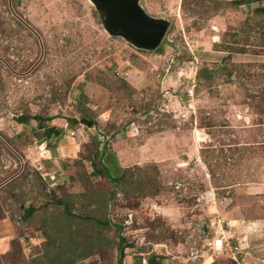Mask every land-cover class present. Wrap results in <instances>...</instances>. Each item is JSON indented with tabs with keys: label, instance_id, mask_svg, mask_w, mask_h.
<instances>
[{
	"label": "rangeland",
	"instance_id": "374dc122",
	"mask_svg": "<svg viewBox=\"0 0 264 264\" xmlns=\"http://www.w3.org/2000/svg\"><path fill=\"white\" fill-rule=\"evenodd\" d=\"M139 2L160 53L90 0H0V264H264V0Z\"/></svg>",
	"mask_w": 264,
	"mask_h": 264
},
{
	"label": "water",
	"instance_id": "95a60500",
	"mask_svg": "<svg viewBox=\"0 0 264 264\" xmlns=\"http://www.w3.org/2000/svg\"><path fill=\"white\" fill-rule=\"evenodd\" d=\"M100 13L102 24L110 35L120 36L132 46L142 50H155L168 28L170 21L149 14L139 0H90ZM85 126L92 121L81 119Z\"/></svg>",
	"mask_w": 264,
	"mask_h": 264
},
{
	"label": "crops",
	"instance_id": "0c3cea01",
	"mask_svg": "<svg viewBox=\"0 0 264 264\" xmlns=\"http://www.w3.org/2000/svg\"><path fill=\"white\" fill-rule=\"evenodd\" d=\"M163 136L162 137H164L165 138V141H167V138H166V136L165 135H167L166 133H165V135L164 134H162ZM53 136H54V134H53ZM56 136V135H55ZM156 139L155 137H151V139ZM149 139V138H148ZM148 141L149 140H147V142H146V144H148ZM197 143L199 142L198 140H195ZM161 145L162 146H167V145H169V143H165V142H162L161 143ZM161 145H158L155 149H152V154H154V155H156V153L154 152V151H156L157 149V154L158 155H160V156H163L164 154H162V152H161V154H159L158 152H159V149H160V146ZM57 151H59L58 153H60V147L59 148H56V147H54ZM132 150V151H131ZM131 150H129V151H131L130 153H129V155H130V157L132 158L131 160L129 159V161H130V163H124V162H122L121 161V155L119 154V152H117V150H114V152H105V154H102L101 155V157H100V162H102L101 164H104V165H106V157L108 156V155H110V153H114L115 154V156L117 157V159H118V161L120 160V165H119V171L122 173L123 172V170H125V169H127V168H129V167H132L133 165H138L139 164V160H142V159H144V158H148V156L150 155V151L148 150V148H146L145 147V144H142L140 147H135V149L134 148H132ZM129 151H125L127 154H128V152ZM145 154L146 153V156H142V154ZM168 153H170V152H168ZM140 154H141V156H140ZM143 154V155H144ZM168 155V154H167ZM63 159V158H62ZM144 161V160H143ZM107 166V165H106ZM258 223V221L256 222L255 220H254V222H249V223H245V229L248 231V228H252V226L253 225H256Z\"/></svg>",
	"mask_w": 264,
	"mask_h": 264
},
{
	"label": "trees",
	"instance_id": "16d2710c",
	"mask_svg": "<svg viewBox=\"0 0 264 264\" xmlns=\"http://www.w3.org/2000/svg\"><path fill=\"white\" fill-rule=\"evenodd\" d=\"M162 43V42H161ZM156 52L160 53L162 51V44H160L158 47H156L155 49ZM26 118L24 117H17V121L19 123H24ZM75 121V120H73ZM59 133V130L53 126V128H50L48 129L45 134H44V137H50L52 134H57ZM100 158V157H99ZM100 163V161H99ZM103 167L102 170L104 171V173L107 175V177L113 181H117L118 178H120V176L122 175V173L119 171L117 175H114V176H111L109 173H108V168L104 167L103 164H101ZM33 209V207H30L28 210H26L25 214H30V211ZM118 251H119V264H122V256H123V249L121 248V246H118ZM152 264V263H151Z\"/></svg>",
	"mask_w": 264,
	"mask_h": 264
},
{
	"label": "bare ground",
	"instance_id": "6f19581e",
	"mask_svg": "<svg viewBox=\"0 0 264 264\" xmlns=\"http://www.w3.org/2000/svg\"><path fill=\"white\" fill-rule=\"evenodd\" d=\"M221 245V244H220Z\"/></svg>",
	"mask_w": 264,
	"mask_h": 264
}]
</instances>
